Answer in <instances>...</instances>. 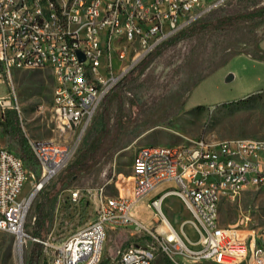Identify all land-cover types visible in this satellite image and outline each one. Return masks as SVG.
<instances>
[{
	"label": "built area",
	"instance_id": "obj_1",
	"mask_svg": "<svg viewBox=\"0 0 264 264\" xmlns=\"http://www.w3.org/2000/svg\"><path fill=\"white\" fill-rule=\"evenodd\" d=\"M227 1L0 0V86L16 70H50L57 130L66 137L30 140L39 175L15 152L0 148V231L23 248L41 244L49 264H102L107 226L132 225L151 239L119 249L112 264H157L160 253L173 264H264V228L255 226L252 210L239 207L229 226L220 220L224 203H239L249 187L264 191V140L199 138L143 146L135 153L132 174L117 181L116 194L98 192L93 223L63 243L51 235L34 238L26 227L34 198L74 159L109 93L159 46ZM10 110H19L15 95L0 91V120ZM28 179L32 191L21 198ZM158 189L149 206L162 214L167 197L182 199L201 249L171 237L163 214L165 229L157 235L134 216L135 206ZM81 199L80 190L72 192L73 202Z\"/></svg>",
	"mask_w": 264,
	"mask_h": 264
},
{
	"label": "rangeland",
	"instance_id": "obj_2",
	"mask_svg": "<svg viewBox=\"0 0 264 264\" xmlns=\"http://www.w3.org/2000/svg\"><path fill=\"white\" fill-rule=\"evenodd\" d=\"M262 6L264 0H228L202 20L213 21ZM138 67L115 88L119 100L110 103L104 100L68 167L98 135L106 111L108 131L114 138L107 154L89 172L71 180L66 167L45 188L52 196L47 237L51 235L58 243L97 219L98 192L105 188L108 194H116L117 181L132 174L134 156L141 147L184 145L199 138L264 140V24L199 33L165 46ZM228 74H233L234 80L226 83ZM54 87L52 73L47 69L13 71L11 81L6 79V85L0 86L2 93L15 95L21 126L29 141L66 138L57 130ZM72 139L67 137L68 141ZM0 148L17 154L3 130ZM32 171L39 175L38 167ZM31 182L28 179L25 183L21 198L31 193ZM75 190H80L82 196L78 202L71 200ZM40 193L33 200L27 220L30 235ZM153 195L137 204L136 218L157 235V231L165 229L160 225L163 214L190 249H201L196 245L199 235L194 217L183 200L175 195L167 197L161 214L147 205ZM239 207L251 209L255 226L264 228V191L249 187L239 203H224L220 210L223 226L235 223ZM149 239L148 233L137 232L133 225L107 226L102 264H112L111 257L128 244H145ZM33 246L34 242L25 246L23 264H28ZM0 264H19L16 238L3 231H0ZM39 264H49L43 251Z\"/></svg>",
	"mask_w": 264,
	"mask_h": 264
},
{
	"label": "trees",
	"instance_id": "obj_3",
	"mask_svg": "<svg viewBox=\"0 0 264 264\" xmlns=\"http://www.w3.org/2000/svg\"><path fill=\"white\" fill-rule=\"evenodd\" d=\"M261 24H264V6L235 15H227L213 21L201 19L159 46V48L149 57H147L142 62V64L147 63L153 55H155L165 46L177 44L181 40L193 37L199 33L214 30H229L241 25L258 26ZM115 90L116 89L112 90L105 98L106 102L110 103L114 100H119V93L115 94ZM107 116L108 115L106 111V114L103 115L102 127L98 135L94 138V140L89 144L88 147L80 151L76 161H74L68 167L67 176H69V180L76 176H79L82 173L89 172L96 164H98V162L105 156V154H107L108 149L111 148L114 138L108 131ZM0 126L2 127L3 132L8 135L10 146L12 147V149L17 152L20 158L24 161L27 168L34 170L37 167V160L32 151L30 141L22 129L18 111H7L3 120H0ZM67 185L70 186V182H67ZM45 188L44 191H41L40 201L36 205L35 221L32 228V236L39 239L47 238L48 227L51 219L49 205L51 203L52 196L49 192L45 191ZM42 251L43 246L39 243H34L28 264H39ZM157 264L173 263L168 259L167 256L161 253V259L159 256Z\"/></svg>",
	"mask_w": 264,
	"mask_h": 264
},
{
	"label": "bare ground",
	"instance_id": "obj_4",
	"mask_svg": "<svg viewBox=\"0 0 264 264\" xmlns=\"http://www.w3.org/2000/svg\"><path fill=\"white\" fill-rule=\"evenodd\" d=\"M165 219H166V222L169 223L170 228H171V230H172V232H171V234H170L171 237H174V239L181 241V238H180V236L178 235L176 229L170 224V222L168 221V219H167L166 217H165ZM137 220H138V219H137ZM138 221H139L142 225H144V226L146 227V225H145L143 222H141L140 220H138ZM23 252H24V248L22 247L21 243H17V244H16V253H17V256H18V263H19V264H23Z\"/></svg>",
	"mask_w": 264,
	"mask_h": 264
},
{
	"label": "water",
	"instance_id": "obj_5",
	"mask_svg": "<svg viewBox=\"0 0 264 264\" xmlns=\"http://www.w3.org/2000/svg\"><path fill=\"white\" fill-rule=\"evenodd\" d=\"M82 60H84V58H82ZM233 80H234V75L233 74H228L226 79H225L226 83H229V82H231Z\"/></svg>",
	"mask_w": 264,
	"mask_h": 264
},
{
	"label": "crops",
	"instance_id": "obj_6",
	"mask_svg": "<svg viewBox=\"0 0 264 264\" xmlns=\"http://www.w3.org/2000/svg\"><path fill=\"white\" fill-rule=\"evenodd\" d=\"M161 191V189H158L157 191H155L154 193H152V194H154L152 197H154V196H156L159 192ZM151 194V195H152ZM150 196V195H149ZM152 197H149L148 199H150V198H152ZM148 206H149V204H147ZM137 207V205L135 206V208ZM135 208H134V211H133V214H134V216H135ZM136 217V216H135ZM159 259V258H158ZM158 262V261H157Z\"/></svg>",
	"mask_w": 264,
	"mask_h": 264
}]
</instances>
